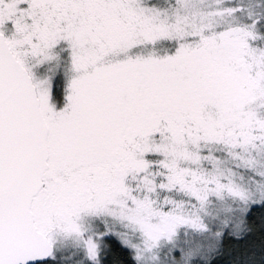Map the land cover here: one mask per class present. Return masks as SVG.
<instances>
[{"label":"snow or ice","instance_id":"6c2138e0","mask_svg":"<svg viewBox=\"0 0 264 264\" xmlns=\"http://www.w3.org/2000/svg\"><path fill=\"white\" fill-rule=\"evenodd\" d=\"M0 264H264V0H0Z\"/></svg>","mask_w":264,"mask_h":264}]
</instances>
